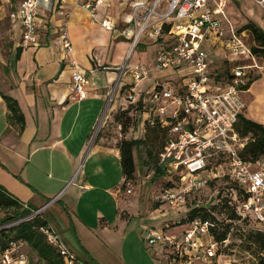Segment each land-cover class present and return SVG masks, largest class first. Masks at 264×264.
Masks as SVG:
<instances>
[{
    "label": "crops",
    "instance_id": "1",
    "mask_svg": "<svg viewBox=\"0 0 264 264\" xmlns=\"http://www.w3.org/2000/svg\"><path fill=\"white\" fill-rule=\"evenodd\" d=\"M137 1L148 4L153 2V0H106L99 9L98 21L95 22L85 8L78 6L77 0H53V7L43 6L40 9L39 45L23 49L21 53L18 50V42L22 35V27L17 12L22 0H16V5L11 12L0 3V22L4 23L2 27L5 28V31L2 27L0 28V35L8 32L5 21H8L9 15L18 38L13 69L6 62L0 71V183L23 203L31 204L37 209L55 199L45 206L42 213L44 215L45 210H53L57 219L67 229L73 231L70 239L62 240L76 253L80 263L90 258L98 264H134L121 257L114 246L115 239L119 236H128L135 227L131 219L132 213L128 210L132 207L131 200L121 195L122 191L118 189V193L115 194L117 199L115 218L111 221L104 216L106 214L98 213L99 219L97 218L96 222L87 220L82 215L76 201L96 187L91 183L90 178L100 175L103 172L102 167L109 172L110 167H101L100 161L103 162L111 156L114 160L113 165L117 164L122 169L119 148L121 141L144 139L146 123L153 121L149 114L148 116L144 114L143 110L137 111L135 102L131 103L127 100V90L133 79L130 75L122 76L121 73L124 67L138 63L154 67L157 51L166 44L163 43L166 37L159 41L151 40L153 43H148L150 38L142 36L131 53L133 35L127 36L125 32L132 24L133 5ZM168 1L165 0L162 3V10L167 9ZM238 3L247 9L250 4L248 0H231L226 10L227 17L234 30L245 31L250 35L251 32L248 29H242L247 23L237 26L234 22L232 13ZM254 4L259 6L255 0ZM259 8L264 13V9L260 6ZM249 13L257 19V16L254 17L256 13L254 8ZM104 19H108L115 30L103 27L101 21ZM261 21L259 26L263 31V14H261ZM65 28L72 42V52L67 51L63 46L62 33ZM139 45H142V51L137 53L136 49ZM212 54L216 61L215 71L219 75L220 70L224 71L228 68V64L221 63L222 55L219 51H213ZM134 56L136 60L132 61ZM141 57L147 59L140 60ZM72 60L79 63L87 76V94L82 100L72 98L73 69L70 64ZM262 68L264 69V66L259 69L262 70ZM165 72H154L151 79H148L149 82L153 85L155 79L163 77ZM178 77H180L179 72ZM119 80V86L113 94ZM261 80H264V71H261V75L251 84L246 94L253 92L257 94V100H260L262 94L256 92L255 86ZM109 94H113V97L115 95L113 103L109 102ZM3 95L17 100L24 115L23 128L20 123L11 122L10 110ZM136 95L137 98L141 95L139 101V107H141L144 103L142 99L146 98L148 93L140 92ZM258 104L259 102H255L257 109H259ZM139 112L146 115L143 124L135 118L127 129H123L121 120L116 118L123 113L134 118ZM243 115L264 124V113L260 115L252 109L250 112L246 109ZM97 122L98 127H101L94 139L91 131ZM137 129L141 131V135L132 136V132ZM138 158L139 153L135 150L136 162ZM81 161L90 164L84 174L85 181L75 184V192H66L62 196L66 189L63 185L71 175L73 176L70 180L75 177L76 168ZM138 172L137 169L135 179L129 180L131 183H135ZM123 179L125 183L124 174ZM35 181L42 183V185H35L43 191V194L34 188ZM105 190L109 191L108 188ZM132 193L131 188V193L128 194ZM149 210L151 214H154L156 209L152 207L151 210L150 207ZM44 217L52 224L46 215ZM181 218L185 219L186 215H182ZM167 220H164L161 230L173 226L166 222ZM150 227L153 226L145 225L143 229H146V232ZM99 228L104 231L106 241L99 236L97 232ZM177 228V226L171 227L173 231L178 230ZM156 249L155 257H162L163 255L159 254L160 249ZM163 258L166 261L164 256ZM152 262L151 264H157L155 261Z\"/></svg>",
    "mask_w": 264,
    "mask_h": 264
},
{
    "label": "built area",
    "instance_id": "2",
    "mask_svg": "<svg viewBox=\"0 0 264 264\" xmlns=\"http://www.w3.org/2000/svg\"><path fill=\"white\" fill-rule=\"evenodd\" d=\"M106 0H77L93 21H98V11ZM153 0L151 4L137 1L133 5V19L125 34L133 32L131 50L142 36L163 45L156 53L154 67L143 63L126 66L123 75H130L135 84L151 79L154 72L172 69L179 72L178 89L155 80V86L142 99L153 119L168 129V138L160 153V165L166 173L180 176L179 184L172 181L160 192L161 203L173 207L184 205L187 197L197 193L217 179H229L239 188L234 206L240 219L249 221L248 227L264 232V155L256 160L245 159L241 151L247 144L237 130L240 117L247 108L244 94L252 77V69L261 66L256 61L252 47L253 37L245 31H236L227 17L231 0ZM264 9V0H255ZM53 7V0H22L17 17L22 27L18 46L28 49L39 45L41 7ZM143 12V14H141ZM103 27L115 30L104 19ZM264 32V30H263ZM64 48L72 52V42L67 28L62 33ZM213 51L222 55V64L228 68L216 73ZM254 63L247 65L245 61ZM72 72V98L82 100L87 94V76L79 63L70 62ZM215 73L218 77H216ZM119 82L114 90L116 92ZM134 85L127 90V100L138 103ZM112 94V96H113ZM131 193V181H127ZM34 210L22 219L0 226V230L33 218L42 213ZM220 219L197 217L187 222V227L174 232L171 227L158 230L150 227L146 241L156 246L166 258V264H216L229 244L228 237L219 242L216 231L222 230ZM50 245L57 249L63 264H82L74 251L64 243L54 226L40 229ZM28 244L23 239H10L0 249V264H26ZM160 254V255H161Z\"/></svg>",
    "mask_w": 264,
    "mask_h": 264
},
{
    "label": "rangeland",
    "instance_id": "3",
    "mask_svg": "<svg viewBox=\"0 0 264 264\" xmlns=\"http://www.w3.org/2000/svg\"><path fill=\"white\" fill-rule=\"evenodd\" d=\"M248 1L250 2V4H248V9L245 6L242 7V4H240L241 2L238 3L237 7L234 8V13L232 14L234 22L237 26H241L244 23H248L250 21L254 22L256 25L259 26L262 22L261 14L264 15L263 11L259 8V6L254 4V0ZM0 3L3 6H6L9 9V12H11L16 5V0H0ZM253 8L256 12L254 17L257 16V19L253 18L252 14L249 13L251 10H253ZM231 10L233 11V9ZM7 17L8 21H5V23L8 25V32L7 34L0 35V65H2V67H0V71L3 69V66L6 62L8 63V66L10 68L14 67V52L15 48L18 47L17 35L15 33L12 22L10 21L9 15ZM2 24L4 25L3 22H0V28L2 27ZM2 29H4L5 31L4 27H2ZM131 35H133L132 31ZM151 40L153 41V39H150L148 43H151ZM141 49L142 45H139V47H137L136 49L137 53L142 51ZM255 56L257 63L260 66H264V59L261 56ZM146 59L142 58L140 60ZM133 60H136V56L133 57L132 61ZM245 63L247 65H251L254 62L252 60H248L245 61ZM165 71L166 72L163 77L155 80L165 82L167 83V86H173L174 88L178 89V87L181 86V79H179L178 77V72L173 71L172 69ZM261 71H264V69L262 68L261 70L258 68H253L252 73L250 74L252 77L251 81L259 77V75H261ZM130 85H134L133 91L136 94H139L140 92H143L144 94H149L150 92H152L155 83L152 85V83L149 82L148 79H145L140 81V83L135 84L134 81L131 80ZM255 89L256 92L262 94L263 99L261 98L262 100H257V94L253 92L247 94L245 93L244 99L247 104L246 109L247 112H250L252 109L255 113L262 115L264 113V80H261V82L257 83ZM140 98L141 95H138L137 99ZM108 99L110 100V103H113L115 95L113 97L111 94H109ZM255 102H259V109L256 108ZM139 104V102L136 103L138 109L137 111L143 110L144 114L146 113L148 116V108H146L147 104L145 106L143 103L141 107H139ZM140 114H142V116ZM144 114L139 112L137 117H134L132 119L136 118V121H138L139 123L142 122L143 124L144 116L146 117V115ZM98 122L95 124L93 130L91 131V136H94V139L97 137L101 127H98ZM138 129L137 131L132 132V136L139 137L141 135V131L139 132ZM250 137L251 135H248L247 137L241 136L244 142H248ZM162 143L163 140L159 135L157 136V138H155V144H152L151 147L148 146V149H151L150 151L153 152V156L151 157L147 156L145 147L141 148L137 162V169L141 174L139 175L138 172V177L135 183H132V194H128L126 192V188H128L127 185L126 188H123L124 179L122 169H120L117 164L113 165L112 162L114 160L110 156L106 158V160H103V162L100 161L101 167H110L109 172L106 171V169L104 170L102 167L103 172L100 175L90 178L91 183L95 184L96 187H94L91 192H87L83 198L77 199L76 201L78 209H80L83 213L82 215H84L87 220L91 219L96 222L98 218V213L106 214L104 216L113 221L116 215L117 199L115 194L118 193V189L122 191L121 195H124L125 197H128L129 200H131L130 204H132V207L127 209L132 213L131 219L135 223L133 232L129 235L125 233V235L128 236H119L118 239H115V241H113L116 252L120 254V256L123 257L127 262H133L134 264H151L153 263L152 261H155L157 264H160V262L163 264L164 261V264H166V261L163 258L164 255H161L162 257L159 258L155 257L154 250L157 251L156 248L158 247L148 245L145 239L146 229H143L145 225H152L153 227H156V229L161 230L160 228H162L164 220L171 218L166 222H168L169 224H173V226L171 227L177 226L178 230H174V232H179L183 228L187 227L186 224L189 221L186 218L183 220L181 216L185 214L186 217H190V209H193L194 207L201 208L203 206L213 207V209H211L212 216L217 217L221 221L224 220L225 223H228L230 221L229 219H231L232 217L231 215L233 213V209L235 210L234 206H236L237 204L236 199L238 197L236 196V194L238 193L239 188L233 181L227 178H221L210 182V184L205 188L201 189L197 193L188 196L184 205L173 207L169 204L161 203L159 200L160 192L162 191V189H164V187H167L169 185L168 182L170 181V183H172V181H176L179 184L182 182L180 176H172L166 172H163L161 176L158 175L157 170L159 167H161L160 159L158 158V153L163 151L164 147ZM89 165L90 164H85V161H81V163L78 164L75 171V177L70 180L73 176L71 175L70 179L66 181L63 185V187H65L66 189L64 190L62 196L66 192H75V184H81L85 181L84 174ZM102 176L104 178H102ZM35 184L42 185V183L39 181H35L33 182V186L35 189H38L40 193L43 194V191L39 189ZM57 185L60 186V184ZM105 188H108L109 191H106ZM150 207L151 210L152 207L156 209L154 214H151V211L149 210ZM206 210L210 211V209ZM4 215V211H0V218L4 217ZM44 215L49 218L52 223L50 225L54 226L55 230H57V232L60 234L61 238L64 241L66 239H70V236L73 235V231L71 229H67L65 225L57 219V217L54 215L53 210H45ZM97 232L99 236L103 239V241H106V235L104 231L99 228ZM250 234L251 231L248 229V227L236 226L234 230H232L230 233V242L228 246L224 249L223 256L216 264H261L260 258L264 257V251L259 252V248L257 247V244L254 242ZM26 252L28 256V261L26 264H42L38 258V255L31 249L30 246L27 247Z\"/></svg>",
    "mask_w": 264,
    "mask_h": 264
},
{
    "label": "trees",
    "instance_id": "4",
    "mask_svg": "<svg viewBox=\"0 0 264 264\" xmlns=\"http://www.w3.org/2000/svg\"><path fill=\"white\" fill-rule=\"evenodd\" d=\"M242 29H248L252 33L255 45L252 47L253 53L257 56H261L264 59V32L260 27H258L254 22L250 21L242 27ZM19 53L23 50L19 47ZM256 80V78L249 83L247 89L250 88L251 84ZM8 109L10 110V120L21 124V128L24 127V115L22 114L17 100L13 97L3 95ZM117 120H121L123 129H127L132 123V118L127 115L120 114L116 116ZM238 132L242 137H247L251 135L249 141L241 151V155L245 159L256 160L257 158L264 155V124L256 122L252 119L247 118L245 115H241L240 121L237 127ZM161 137L163 140V147L166 144L168 138V129L163 128L158 120L153 123H146V136L144 139H123L120 143L121 152V166L122 171L125 176V183L123 188L126 187V183L129 180L135 179V173L137 170V162L135 160V150L140 153L141 148L145 147L147 156H153V152L148 149L152 144H155V138L157 136ZM164 149V148H163ZM161 153V152H160ZM158 153V158L160 157ZM165 170L159 167L157 170L158 175H162ZM170 184V181L168 182ZM206 209H210L207 211ZM213 207H194L190 209V217H186L188 220L200 217L202 219H212L218 220L217 217L212 216ZM34 210H37L31 204L23 203L17 196L11 193L3 184L0 183V211H4V217L0 218V226L13 221L22 219L30 215ZM225 223L222 222V230L216 231V240L219 242L224 241L232 230L236 226L248 227L249 221L246 219L242 223H237L240 217L237 215L236 211L233 209V213ZM184 220V219H183ZM50 223L44 217L43 213H40L33 218L24 220L17 225L12 227L4 228L0 230V249L7 246L10 239H23L27 242L28 246L36 252L38 258L42 264H63V258L60 253L52 245L48 243L45 235L40 230L41 227L48 226ZM248 229L251 231V236L254 242L259 248V252L264 251V232L256 231L250 227ZM261 264H264V257L260 258ZM82 264H98L92 259L88 258Z\"/></svg>",
    "mask_w": 264,
    "mask_h": 264
},
{
    "label": "water",
    "instance_id": "5",
    "mask_svg": "<svg viewBox=\"0 0 264 264\" xmlns=\"http://www.w3.org/2000/svg\"><path fill=\"white\" fill-rule=\"evenodd\" d=\"M54 200H55V199H53L52 201H49V202L47 203V205H48L49 203H52ZM47 205H44L43 207H41V208L38 209V210H42V209L45 208V206H47Z\"/></svg>",
    "mask_w": 264,
    "mask_h": 264
},
{
    "label": "bare ground",
    "instance_id": "6",
    "mask_svg": "<svg viewBox=\"0 0 264 264\" xmlns=\"http://www.w3.org/2000/svg\"><path fill=\"white\" fill-rule=\"evenodd\" d=\"M133 52V50H131V53Z\"/></svg>",
    "mask_w": 264,
    "mask_h": 264
}]
</instances>
